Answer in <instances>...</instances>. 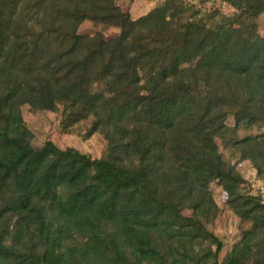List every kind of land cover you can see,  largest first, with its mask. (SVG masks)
Segmentation results:
<instances>
[{
    "label": "trees",
    "instance_id": "1",
    "mask_svg": "<svg viewBox=\"0 0 264 264\" xmlns=\"http://www.w3.org/2000/svg\"><path fill=\"white\" fill-rule=\"evenodd\" d=\"M222 1L235 33L184 0L139 19L116 0H0V264H264V203L216 141L264 181V0ZM25 105L91 121L105 154L33 149ZM216 181L250 223L224 256Z\"/></svg>",
    "mask_w": 264,
    "mask_h": 264
},
{
    "label": "rangeland",
    "instance_id": "2",
    "mask_svg": "<svg viewBox=\"0 0 264 264\" xmlns=\"http://www.w3.org/2000/svg\"><path fill=\"white\" fill-rule=\"evenodd\" d=\"M166 0H116V4L124 12H128L133 19H139L149 14L156 7L163 4ZM185 3L194 9L200 11L204 21L211 25L215 21L226 24L229 29L235 33L239 28L235 22L239 11L222 0H184ZM80 33L84 35H94L101 31L107 39H111L120 33V29L115 27H104L96 25L91 21L84 22L80 27ZM257 31L264 36V13L257 19ZM192 65L186 62L185 66ZM96 89L103 90L101 85H95ZM23 120L32 133L31 146L35 150L44 148L48 141H52L61 149L75 148L80 152L90 155L93 159L101 158L107 149V141L99 133L89 134L91 121H83L72 126H67L63 122V117L59 111L34 110L29 105L21 109ZM227 124L233 127L234 118L229 117ZM262 130L254 128L249 131H240L238 137L247 135H256ZM223 157L236 167L245 179L241 191L246 195L261 197L264 203V181L258 176L257 170L248 160H240V155L231 148L225 147L222 140L217 138ZM211 191L215 202L219 207V212L209 225L210 229L225 238L227 247L223 256L228 253L233 246L240 241L244 232L250 227V223L241 220L234 214L227 204V194L222 186L216 181L211 185ZM190 215L189 211L185 212Z\"/></svg>",
    "mask_w": 264,
    "mask_h": 264
}]
</instances>
